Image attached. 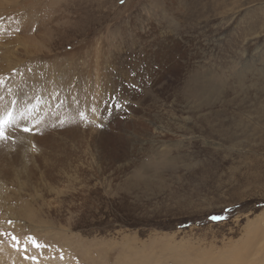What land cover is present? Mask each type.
Returning <instances> with one entry per match:
<instances>
[{
    "label": "rangeland",
    "instance_id": "1",
    "mask_svg": "<svg viewBox=\"0 0 264 264\" xmlns=\"http://www.w3.org/2000/svg\"><path fill=\"white\" fill-rule=\"evenodd\" d=\"M0 3L16 60L6 73L0 59L4 117L55 93L79 123L4 131L0 249L31 264H264V0ZM27 33L25 54L13 40Z\"/></svg>",
    "mask_w": 264,
    "mask_h": 264
},
{
    "label": "bare ground",
    "instance_id": "2",
    "mask_svg": "<svg viewBox=\"0 0 264 264\" xmlns=\"http://www.w3.org/2000/svg\"><path fill=\"white\" fill-rule=\"evenodd\" d=\"M7 2H10V1H13V0H6ZM27 3V2H26ZM0 5H2V3H0ZM33 11V10H32ZM38 14V13H37ZM16 17H18V16H16V14H9V13H7L6 15H5V18H2V20L3 19H5V20H3V21H5V25L7 26V28H8V26L9 25H12V24H14V22H15V20L17 19ZM21 18H23V17H21ZM25 18H26V16H25ZM34 20V19H33ZM17 21H18V19H17ZM39 23V22H38ZM3 24V23H2ZM1 25V24H0ZM32 25V24H31ZM16 26H18V25H16ZM28 26V25H27ZM30 26V25H29ZM1 27H2V25H1ZM32 26H30V28H31ZM36 27V26H35ZM6 28V27H5ZM29 28V27H28ZM29 28V29H30ZM1 29V28H0ZM9 29V28H8ZM29 29H28V31H29ZM32 29V28H31ZM43 32V31H42ZM25 33H26V31H25ZM24 33V34H25ZM46 33V32H45ZM28 34V33H27ZM6 35H8V34H6ZM1 36V35H0ZM4 36V35H3ZM28 36H29V34H28ZM31 36V35H30ZM26 37V36H24L23 35V37H21V36H19V37H16V39L15 40H13V42L14 43H16L15 41H19L18 43H19V45H20V43L24 46V47H22V50H24L25 51V54H26V50H30L29 49V47H28V45L27 44H30V43H34V39H33V37ZM7 37V36H6ZM2 38V37H1ZM36 38V37H35ZM4 40V39H3ZM6 40V39H5ZM37 39H35V41H36ZM40 41V40H39ZM47 42V41H46ZM10 43H12V42H10V41H8L7 43L5 42H3V43H0V59H4V60H6V65H7V69L6 70H3V71H6V73H8V71H10V70H13V69H15V66H14V58H13V54H7L6 52H7V50L8 49H6V47L8 46V44H10ZM33 45V44H32ZM35 45V44H34ZM33 48H35V47H33ZM39 49V48H38ZM37 49V50H38ZM41 49V48H40ZM39 49V50H40ZM119 53V52H118ZM137 57V56H136ZM155 57V56H154ZM9 58V59H8ZM119 60V59H118ZM36 61V60H35ZM147 61V60H146ZM19 62V61H18ZM2 61L0 60V65H2ZM15 63H16V60H15ZM52 64H53V62H52ZM54 64H55V67H57V66H59L58 65V63H55L54 62ZM21 68V67H20ZM54 68V67H53ZM42 69V68H41ZM68 69H69V67H68ZM67 69V70H68ZM54 70H55V74L58 72V70H59V67L58 68H54ZM70 70V69H69ZM95 70V69H94ZM49 71V70H48ZM64 71V70H63ZM142 71V70H141ZM46 73V72H45ZM57 75V74H56ZM11 76H13V75H11ZM71 76V75H70ZM107 76V75H106ZM51 77V76H50ZM61 77V76H60ZM65 77V76H64ZM87 78H89V77H87ZM86 78V79H87ZM14 79H16V77L14 78ZM66 79V78H65ZM69 80V79H68ZM67 80V81H68ZM73 80H74V78H73ZM104 80V79H103ZM15 80H13V82H14ZM17 81V80H16ZM24 81V80H23ZM52 81V80H51ZM77 81V80H76ZM11 82V81H10ZM13 82H11L12 84H14ZM20 82H22V81H20ZM88 82V81H87ZM75 83V82H74ZM88 83H90V82H88ZM50 84V83H49ZM61 84V82H59L57 79H55L54 80V82L53 83H51L50 85L52 86V88L53 89H55V90H59V88H60V85ZM91 85V84H90ZM9 86L11 87V85L9 84ZM20 87V86H19ZM70 87V86H69ZM84 88V87H83ZM82 88V89H83ZM89 88V87H88ZM64 89H66V88H64ZM85 89V88H84ZM3 90V89H2ZM20 90H21V88H20ZM55 90H53V91H55ZM77 90V89H76ZM87 90V89H86ZM90 90H92L91 88H90ZM4 92H5V89L3 90ZM2 91V92H3ZM12 92H14L15 93V95L14 94H11V96L10 97H8V98H5L7 101L6 102H4L3 100V105H5L7 108H9L10 106H11V104L10 103H12L13 101H14V99H16L17 100V96L16 95H20V93H21V91H19V90H17L15 87H13V89H12ZM90 92V91H89ZM72 93V92H71ZM84 95V94H83ZM16 96V97H15ZM43 96V95H42ZM117 96H118V94H117ZM119 98H121V97H119ZM4 99V100H5ZM42 99V98H41ZM43 99H45L44 97H43ZM48 99V98H47ZM39 100H40V98H39ZM46 100V99H45ZM80 102V101H79ZM26 103L27 104H22V103H18V111L15 109V110H13L12 109V111H13V113H11V117H9V123L10 124H7V126H5V127H3V132L4 131H8V129H10V128H13V129H11L10 131H9V133L11 134V132H16L15 134H13L14 136L15 135H17L16 137H18V136H20V137H23L24 138V140H25V137H27V135H28V131H25V129H28V130H30L29 128L31 127V130L34 128L35 130H37V128H38V130H41V128H45V130L46 129H48L49 127H50V125H52V126H56L57 124L56 123H52V118L50 117L51 115H55V117H60V116H65L66 117V120H67V122L65 123V125H71V128H70V130H73L74 131V127L76 126V124H79L78 122H77V117H76V115H71V114H69V113H67L66 111H64L61 107H59V105H58V101L56 100V94L55 93H52V100H51V102H49V106H47V107H44V108H46V109H44V110H39V109H34L33 111H30V108H31V106L33 105V108H34V106L36 105L35 104V102L33 101V100H27L26 101ZM66 103H68V102H66ZM15 106V105H14ZM0 118H3L4 117V114H5V111L3 110V108H2V104L0 105ZM11 108V107H10ZM14 108V107H13ZM48 108H50V110H49V112L47 111V109ZM72 108H74L73 106H68V112H70L71 111V109ZM76 108V107H75ZM10 110V109H9ZM58 111H61L62 112V114H60ZM9 113V112H8ZM48 113V115H49V117H48V115H46ZM71 113V112H70ZM8 116V115H7ZM48 117V118H47ZM75 118V119H74ZM37 122H39V123H37ZM37 124H39L38 125V127H37ZM10 125V126H9ZM9 126V127H8ZM24 127V128H23ZM21 128H23V130L21 129ZM30 130V131H31ZM5 133V132H4ZM7 134H8V132H7ZM30 135V134H29ZM28 135V136H29ZM20 137H18V139H21ZM15 138V137H14ZM22 138V139H23ZM29 138V137H28ZM33 138H35V136H33ZM15 139H17V138H15ZM27 139V138H26ZM11 140H13L12 138H11ZM28 140V139H27ZM16 141V140H15ZM26 143H27V141H26ZM54 143V142H53ZM24 145V144H23ZM27 145H28V143H27ZM52 147L54 146V145H51ZM56 147H58V146H56ZM48 167V165H46L45 166V168H47ZM14 211H16V213H17V218H19V219H22V220H29L31 223H33L32 222V220L34 219V218H36V214L37 213H34V211H33V209H31V207H29L28 205H26V203H21V204H19L16 208H12ZM38 212V211H37ZM3 217H5V216H3ZM6 219V218H5ZM14 219V218H13ZM32 219V220H31ZM7 221V220H6ZM20 255H17V254H15V252H13L12 250H9V249H4V250H2V249H0V257H2L1 259H5V262L6 263H3L4 261H0V264H31L29 261H27V260H23V259H21L20 257H19ZM6 258L8 259L7 261H6ZM0 259V260H1Z\"/></svg>",
    "mask_w": 264,
    "mask_h": 264
},
{
    "label": "snow or ice",
    "instance_id": "3",
    "mask_svg": "<svg viewBox=\"0 0 264 264\" xmlns=\"http://www.w3.org/2000/svg\"><path fill=\"white\" fill-rule=\"evenodd\" d=\"M9 117H11V113L9 112L8 113V116L7 117H3V118H0V139H4V132H3V126L5 124H8L9 123ZM81 117H83V113H81ZM25 131H28V129H25ZM226 211H230V210H226ZM226 217L222 216V215H213L211 217H209V219L213 220V221H220V220H223L225 219ZM35 246V244H34Z\"/></svg>",
    "mask_w": 264,
    "mask_h": 264
}]
</instances>
